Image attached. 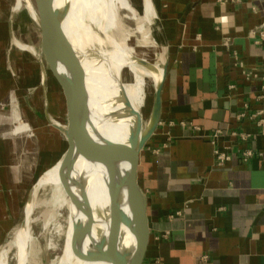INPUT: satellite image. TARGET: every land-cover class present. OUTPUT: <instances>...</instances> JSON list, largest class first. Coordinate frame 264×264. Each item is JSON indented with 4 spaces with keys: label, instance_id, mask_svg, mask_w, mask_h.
<instances>
[{
    "label": "crops",
    "instance_id": "0c3cea01",
    "mask_svg": "<svg viewBox=\"0 0 264 264\" xmlns=\"http://www.w3.org/2000/svg\"><path fill=\"white\" fill-rule=\"evenodd\" d=\"M152 3L168 54L159 123L138 172L150 226L144 264H264V100L261 82L246 79L264 70V0ZM13 25L0 30V108L21 62ZM217 149L230 162L219 165ZM247 149L255 154L245 162Z\"/></svg>",
    "mask_w": 264,
    "mask_h": 264
},
{
    "label": "bare ground",
    "instance_id": "6f19581e",
    "mask_svg": "<svg viewBox=\"0 0 264 264\" xmlns=\"http://www.w3.org/2000/svg\"><path fill=\"white\" fill-rule=\"evenodd\" d=\"M16 1L15 9L11 11L12 24L14 13L23 6H26L25 8L29 9L32 17L38 20L37 12L28 0ZM49 1L51 2V0H46V2L43 0V4L46 6ZM146 4L144 18L143 13H140L130 0H52V7L55 10L60 12L66 10V16L61 25L62 33L70 45H75L74 53L80 60L84 71L89 107L88 132L96 143L99 158L102 161V163L96 162L85 158L84 155H77L71 171V180L84 187L93 214L91 227L84 240V247L87 251H89V246L106 238L115 253H120L123 251L126 239L130 244V254H133L137 242L140 244L141 240L139 231L136 237L126 226H122L119 239L115 242L111 224V212L114 205L110 200L108 189L110 167L103 155L104 150L108 148L123 149L127 161L114 167L120 173V178L127 177L134 152L151 125L150 123L148 126L147 119L149 117L152 119L156 91L164 78L168 46L165 42L159 43L163 28L152 3L148 1ZM43 7L40 5L39 8L44 15ZM123 10L132 15L137 26L136 32L126 25L122 17ZM68 20L72 23L71 25L67 24ZM145 22L148 25L147 28ZM65 23L67 30L64 28ZM136 34H139L141 38H138ZM73 37H75L74 40ZM17 46L21 50L33 53L39 63L41 58L44 61L41 52H36L33 47L20 43H17ZM60 73L64 76L68 75L61 68ZM43 82L44 76L42 75ZM51 115L55 120L54 123L65 129L63 118ZM44 121L47 123L45 117ZM32 125L34 126L32 123H20L14 133L28 131L35 136ZM59 163L55 166L56 168L53 167L48 172L53 171L55 174L56 185L52 192L48 193L43 200L37 199L39 189L45 187L47 180L45 182L42 180L47 175L33 188L31 200L26 206L23 225L14 231L11 241L0 249V264H9V254L12 250L16 252V264L28 263L34 245L32 225L35 220L31 209L33 205L35 211L43 208L44 201L53 206L52 212L49 211L48 205L45 209H41L46 231L53 225L57 234H64L63 226L57 223L58 218L62 217L61 212L64 210L67 212L65 220L68 228L65 233L64 252L53 264H107L79 259L72 251L74 226L76 224L85 225L88 217L67 194L61 181ZM120 178L118 177L119 180ZM81 193L79 188L72 185V194L80 199ZM125 193L126 190H124V195ZM120 209L129 214L127 203L122 202Z\"/></svg>",
    "mask_w": 264,
    "mask_h": 264
},
{
    "label": "rangeland",
    "instance_id": "374dc122",
    "mask_svg": "<svg viewBox=\"0 0 264 264\" xmlns=\"http://www.w3.org/2000/svg\"><path fill=\"white\" fill-rule=\"evenodd\" d=\"M8 1L14 6L17 4L16 0ZM31 1L34 3V0ZM148 1L152 3V0H130L140 13H144V6H147L146 2ZM11 11L13 10H10L7 3L1 0L0 30L8 32L7 28L12 20ZM14 14V28L13 32L11 31V35L13 36L11 42L13 45L11 47L13 49V54L17 55L21 62L14 64L17 66L12 67L13 75L9 77L7 85L13 91L10 97L4 99L2 103L3 107L0 108V249L11 241L14 231L23 225L26 206L31 200L33 188L45 175L47 176L42 182L47 181L44 184L45 187L39 189L40 191L37 199L43 200L48 193L53 191L54 185H56L55 174L53 171V173L48 172L53 167L57 166L58 162L56 163V161L62 156L67 147V143L64 142L62 138L56 137V134L54 135V133H51L45 126L48 125V123L44 121V87L41 83L43 75L42 64L44 65L45 61L41 58L39 63L33 53L31 54V52L21 50L17 46V43L28 45L33 47L36 52H40V29L35 23L32 24L31 19L28 18L25 6L21 7L18 14ZM122 17L126 25L130 26L129 28L136 32L135 29L137 26L136 22L132 19V15L128 11L123 10ZM67 24L71 25L72 23L68 20ZM67 24L65 23L66 26L64 27L66 30L68 28ZM136 35L138 38H141L139 34ZM74 39L75 37H73V40ZM4 44L5 43H3L0 48L4 47ZM71 47L74 51L75 45L71 44ZM0 57H3V54L0 55ZM5 63L6 62H3L1 64L5 65ZM166 64L167 57L165 58L164 66ZM18 65H20V67H18ZM19 81L21 83L23 81L21 86L28 85L29 89H23L19 85ZM56 86L60 89V86L58 84L56 85L53 79H50L48 87H53V91L58 92L55 90ZM60 91L63 94L62 89H60ZM58 95L59 94H54V97L55 101L59 104H55L52 109L55 113H64L66 108L62 103L66 104L65 96L63 94L61 99L63 101H61ZM28 101L30 102L28 103ZM29 104L34 107L35 112L31 110ZM59 117L61 116L59 115ZM147 122L149 126L151 123L150 117L147 119ZM20 123L34 124L32 128L35 136H32L28 131L14 133ZM10 191L12 193L11 197L6 199L4 196ZM54 192L52 194H54ZM46 205L49 206V211L52 212L53 206L47 204V201H44L42 205L43 208H38L35 211V206L33 205L31 209L33 213L32 217H34L35 220L32 225L34 245L27 264H39V262L40 264L41 262L42 264H53L64 252L66 242L65 233L68 228L65 220L67 212L65 210L61 212L62 217L58 218L57 223L63 226L64 234H57L55 226L53 225L46 231L41 211V209L43 210L46 208ZM15 253V250L10 252L9 264L17 263Z\"/></svg>",
    "mask_w": 264,
    "mask_h": 264
},
{
    "label": "water",
    "instance_id": "95a60500",
    "mask_svg": "<svg viewBox=\"0 0 264 264\" xmlns=\"http://www.w3.org/2000/svg\"><path fill=\"white\" fill-rule=\"evenodd\" d=\"M28 1L37 12L38 20L36 21L32 17L29 9H26L28 18L31 19L32 24L35 23L40 29V52L45 61L43 65L44 82L42 86L44 87V117L49 124L46 127L51 133L56 134V137L62 138L67 143V147L62 156L56 161V163L60 162L61 181L73 203L88 217V222L85 225L76 224L74 226L72 251L79 259L90 262L144 264L150 244V226L147 215V200L139 184L138 172L141 153L156 131L159 123L162 102L161 94L166 77L167 64L164 66V78L156 91L151 125L144 133L134 152L131 169L127 177L120 178V173L114 167L127 161L126 153L123 149L116 147L108 148L104 150L103 155L106 157V163L110 167L108 172V189L110 200L114 205L111 212V224L115 242L119 239L121 227L126 226L136 237L137 231L141 233L140 244L137 242V247H135L133 254L127 251L115 253L112 245L106 238H102L100 242L89 246V251H87L84 247V240L91 227L93 214L84 187L76 183V181L71 180V171L77 155H84L85 158L96 162L102 163V161L99 158L96 143L92 135L88 132L89 107L85 75L80 60L77 59L71 45L62 33L61 25L66 16V10L63 12L55 10L52 7V0L46 6L43 4V0H34V3L31 0ZM40 5L42 7L44 6V15L39 8ZM15 6L13 5V10ZM19 11L15 12L18 14ZM60 68L68 75L65 74L66 76H64V74H61ZM50 79H53V82L56 85L58 84L63 91L66 99V104L62 103L66 108L64 113H55L52 109L58 103L55 101L54 94H59L58 97L60 96V100L63 94L57 86L55 90L58 92H54L53 87H48ZM51 114L57 117L60 115L63 118L64 125L66 126L65 129L60 127L59 124L54 123L55 120ZM72 185L82 191L80 199L72 194ZM124 190H126V196L124 195ZM122 202L128 204L129 214L124 213L121 210L122 208L120 209Z\"/></svg>",
    "mask_w": 264,
    "mask_h": 264
},
{
    "label": "built area",
    "instance_id": "2783aa9c",
    "mask_svg": "<svg viewBox=\"0 0 264 264\" xmlns=\"http://www.w3.org/2000/svg\"><path fill=\"white\" fill-rule=\"evenodd\" d=\"M261 33H262V37L264 38V32H261ZM246 79L247 80L258 79L261 82L262 94L259 96V98H260V100H264V70L260 74H251L250 73L249 75L246 76ZM212 137L216 138L217 134L213 133ZM240 138L242 139V141L245 142L249 139V136L242 134ZM254 154L255 153L252 150L247 149V150L243 151L241 155H242L243 161L247 162L249 159H251L254 156ZM215 159L219 165L223 166V165L227 164L228 162H230L231 156L227 151H222L220 149H217L215 151Z\"/></svg>",
    "mask_w": 264,
    "mask_h": 264
}]
</instances>
